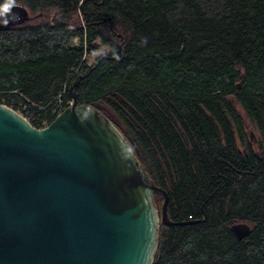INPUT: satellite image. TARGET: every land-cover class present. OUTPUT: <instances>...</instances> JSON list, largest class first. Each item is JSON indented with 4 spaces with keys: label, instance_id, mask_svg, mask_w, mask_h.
Segmentation results:
<instances>
[{
    "label": "trees",
    "instance_id": "1",
    "mask_svg": "<svg viewBox=\"0 0 264 264\" xmlns=\"http://www.w3.org/2000/svg\"><path fill=\"white\" fill-rule=\"evenodd\" d=\"M9 3L31 20L0 29V103L41 129L79 78L78 104L124 133L169 220L190 222L160 225L152 264H264V0Z\"/></svg>",
    "mask_w": 264,
    "mask_h": 264
},
{
    "label": "water",
    "instance_id": "2",
    "mask_svg": "<svg viewBox=\"0 0 264 264\" xmlns=\"http://www.w3.org/2000/svg\"><path fill=\"white\" fill-rule=\"evenodd\" d=\"M31 20L0 7V29ZM71 107L35 128L0 104V264H152L169 196L144 170L124 133L100 110ZM164 198L162 211L155 196ZM238 240L251 227L235 223Z\"/></svg>",
    "mask_w": 264,
    "mask_h": 264
},
{
    "label": "built area",
    "instance_id": "3",
    "mask_svg": "<svg viewBox=\"0 0 264 264\" xmlns=\"http://www.w3.org/2000/svg\"><path fill=\"white\" fill-rule=\"evenodd\" d=\"M2 101H3V103H0L1 105H4V106H6V107H8V108H10V109H12V110H14L15 112H17L18 114H20V115L23 116L26 120L29 121V119H30V110H29V107H28L26 104H20L19 107H18V109L15 110V109L13 108V106H12V105H13V102H12L11 104H9L8 102H4L3 99H2ZM60 103H61V102H60ZM72 104H73V101L68 102V103H67V106L64 108V110L67 109V108H69V107H71ZM61 108H62V107H61Z\"/></svg>",
    "mask_w": 264,
    "mask_h": 264
},
{
    "label": "rangeland",
    "instance_id": "4",
    "mask_svg": "<svg viewBox=\"0 0 264 264\" xmlns=\"http://www.w3.org/2000/svg\"><path fill=\"white\" fill-rule=\"evenodd\" d=\"M75 44L77 45L78 44V41H75ZM248 127H249V131L253 134L252 141L253 142H257V140H258L257 133H254L253 127L249 123H248Z\"/></svg>",
    "mask_w": 264,
    "mask_h": 264
}]
</instances>
